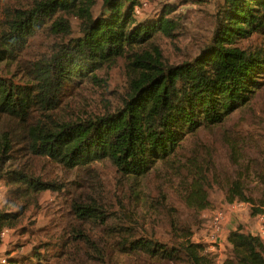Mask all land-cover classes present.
<instances>
[{
    "label": "trees",
    "instance_id": "1",
    "mask_svg": "<svg viewBox=\"0 0 264 264\" xmlns=\"http://www.w3.org/2000/svg\"><path fill=\"white\" fill-rule=\"evenodd\" d=\"M99 1L102 10L95 14ZM142 4L141 0H31L12 5L0 0V71H10L39 30L58 38V50L29 68V81L17 83L0 73V124L7 116L16 129L27 128L31 153L64 166L109 159L123 177L136 183L152 171L162 173L165 180L157 184L155 203L147 198L145 203L155 213L156 204L166 212L174 241L156 238L155 229L151 235L121 230L125 247L185 264H216V254L207 250V244L193 239L203 212L211 207L212 190L221 188L228 201L246 202L252 216H264L260 131L264 120L260 116L245 120L264 95V0H221L212 13L211 42L193 59L178 64L167 62L160 43L162 34L170 36L179 27L168 16L172 9L140 19L136 9ZM71 17L80 22L76 36ZM125 60L130 91L120 108L84 117L80 109L69 112L65 106L63 113L53 114L68 87L87 82L100 88L106 69L120 67ZM38 109L49 111L47 120L34 118ZM1 144L8 150L12 140L4 134ZM238 169L244 176L253 169L257 187L233 176ZM24 173L4 172L13 183H25L36 194L48 189L40 179L26 178ZM168 184L178 205L165 203ZM74 207L96 213L93 206L76 202ZM104 211L106 225L114 216L117 229H138L134 224L139 210L125 215L123 225L122 218ZM20 212L0 210V226L15 227ZM227 242L231 251L225 264H264L260 236L237 227L229 232ZM8 258L9 264L17 263L14 256Z\"/></svg>",
    "mask_w": 264,
    "mask_h": 264
},
{
    "label": "rangeland",
    "instance_id": "2",
    "mask_svg": "<svg viewBox=\"0 0 264 264\" xmlns=\"http://www.w3.org/2000/svg\"><path fill=\"white\" fill-rule=\"evenodd\" d=\"M30 1L4 0V3L16 5ZM141 1L143 4L136 9L138 18L150 17L160 13L163 8H170L172 12L168 16H173L179 24L172 35L162 34L160 38L168 63L178 64L184 58L193 59L211 42L214 34L212 13L219 8L221 0ZM101 10L102 2L99 1L94 13ZM70 21L73 35L76 36L80 33V22L76 17H71ZM57 46L58 38L50 31L41 29L28 39L10 71L6 69L0 73L17 83L29 81V68L57 51ZM126 61L120 67L106 69V81L100 88H91L87 82L68 87V91L61 95V105L53 114L63 113L65 106L69 112L80 109L84 117L104 115L120 108L130 91ZM258 110L263 112L260 114ZM48 114V110L38 109L34 112V118L47 120ZM259 116L264 120V95L254 103L245 120L253 121ZM15 127L10 118L3 117L0 124V210L18 209L21 212L15 227L0 226V262L9 264L8 256L12 255L16 264H185L153 258L141 250L131 251L124 245V230L132 234L151 235L155 229L156 238L166 243L174 241L172 221L164 219L166 212L156 204L155 213L145 203L146 198L149 203H155L153 198L157 194V184L165 180L162 173L152 171L138 178L136 183L131 178L123 177L109 159L86 166H64L48 156L31 153L30 132L25 127ZM260 131L264 134V124ZM4 134L12 140L8 150H4L1 144ZM11 169L25 172L23 176L26 178L34 176L40 179L48 189L36 194L25 183H13V179L4 174ZM155 170H160V167ZM239 171L233 176L244 177L251 188L257 187L253 169L248 176L240 175ZM222 179H226L225 174H222ZM167 191L166 205H178L173 186L168 184ZM210 201L211 207L203 212V222L194 229L193 239L207 244V250L216 254V264H225L231 251L227 237L237 227L260 236L264 241V216H252L248 203L228 201L221 188L212 190ZM76 202L95 207L97 214L80 211L74 207ZM136 209L141 212L138 224H134L137 230L117 229L118 225L113 223L114 216L106 225L104 210H108L110 216L115 214L118 219L122 218L119 223L123 225V217ZM221 211L224 218L222 225L216 229L213 217ZM176 225L181 224L176 221Z\"/></svg>",
    "mask_w": 264,
    "mask_h": 264
},
{
    "label": "built area",
    "instance_id": "3",
    "mask_svg": "<svg viewBox=\"0 0 264 264\" xmlns=\"http://www.w3.org/2000/svg\"><path fill=\"white\" fill-rule=\"evenodd\" d=\"M223 218H224V212L221 211L216 213V215L213 217L214 228L218 229V227L222 225Z\"/></svg>",
    "mask_w": 264,
    "mask_h": 264
}]
</instances>
